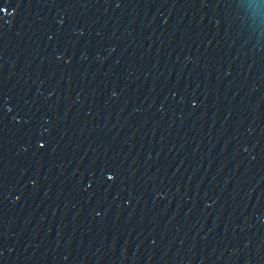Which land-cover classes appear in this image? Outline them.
I'll return each mask as SVG.
<instances>
[{
  "label": "water",
  "instance_id": "1",
  "mask_svg": "<svg viewBox=\"0 0 264 264\" xmlns=\"http://www.w3.org/2000/svg\"><path fill=\"white\" fill-rule=\"evenodd\" d=\"M0 264H264V0H0Z\"/></svg>",
  "mask_w": 264,
  "mask_h": 264
}]
</instances>
